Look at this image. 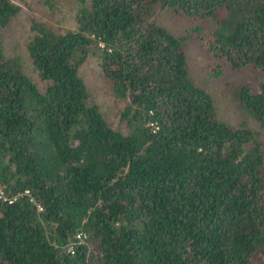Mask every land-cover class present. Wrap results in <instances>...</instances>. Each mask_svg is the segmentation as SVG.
<instances>
[{
  "label": "trees",
  "instance_id": "trees-1",
  "mask_svg": "<svg viewBox=\"0 0 264 264\" xmlns=\"http://www.w3.org/2000/svg\"><path fill=\"white\" fill-rule=\"evenodd\" d=\"M18 1L0 0V264H264V0H80L76 29L31 18L10 55ZM156 8L214 27L176 36ZM189 40L262 72L227 88L257 130L218 117ZM92 47L126 134L79 75Z\"/></svg>",
  "mask_w": 264,
  "mask_h": 264
},
{
  "label": "rangeland",
  "instance_id": "rangeland-1",
  "mask_svg": "<svg viewBox=\"0 0 264 264\" xmlns=\"http://www.w3.org/2000/svg\"><path fill=\"white\" fill-rule=\"evenodd\" d=\"M11 1L19 5L18 0ZM48 1L49 4L43 0H36V3L34 0H28L26 3L29 6L23 4L22 10L15 15L12 25L5 29L4 39L10 55H15L16 52L25 54L23 44L32 32L29 29L31 18L43 20L56 31L73 30L78 27L76 14L80 8V0ZM153 19L176 36L185 35L186 30L195 25L209 30L214 27L210 20H195L185 15H172L171 12L159 8H156ZM95 51L97 50L94 47L90 49L88 58L78 69L79 75L88 87L93 103L98 106L108 125L126 134L127 126L120 119V114L130 98L120 97L113 91L111 82L104 78L100 71V59ZM184 51L190 78L212 96L218 117L235 125L244 122L248 127L257 130L258 124L250 116L238 110L227 88L246 84L258 91L259 82L263 78L262 72L252 66L234 71L225 59H216L202 53L190 40L184 43ZM39 86L43 88L44 84L40 83Z\"/></svg>",
  "mask_w": 264,
  "mask_h": 264
},
{
  "label": "built area",
  "instance_id": "built-area-1",
  "mask_svg": "<svg viewBox=\"0 0 264 264\" xmlns=\"http://www.w3.org/2000/svg\"><path fill=\"white\" fill-rule=\"evenodd\" d=\"M25 192H27V191H25ZM0 194H1V191H0Z\"/></svg>",
  "mask_w": 264,
  "mask_h": 264
}]
</instances>
